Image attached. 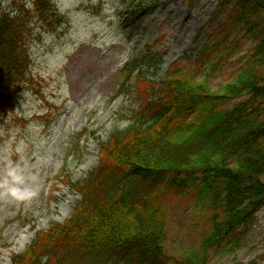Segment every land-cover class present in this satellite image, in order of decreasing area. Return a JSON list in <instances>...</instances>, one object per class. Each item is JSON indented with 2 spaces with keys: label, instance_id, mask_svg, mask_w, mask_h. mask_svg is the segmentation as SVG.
<instances>
[{
  "label": "trees",
  "instance_id": "obj_1",
  "mask_svg": "<svg viewBox=\"0 0 264 264\" xmlns=\"http://www.w3.org/2000/svg\"><path fill=\"white\" fill-rule=\"evenodd\" d=\"M219 2L225 20L197 57L202 82L178 65L151 81L142 66L158 71L161 61L134 60L128 69L151 100L102 143L96 171L69 180L82 195L73 219L39 232L12 264H171V196L193 200L202 215L199 251L176 264H209L243 248L264 208V0ZM55 8L54 0H32V8L14 0L16 14L1 17L0 119L29 78L32 45L62 22Z\"/></svg>",
  "mask_w": 264,
  "mask_h": 264
},
{
  "label": "rangeland",
  "instance_id": "obj_2",
  "mask_svg": "<svg viewBox=\"0 0 264 264\" xmlns=\"http://www.w3.org/2000/svg\"><path fill=\"white\" fill-rule=\"evenodd\" d=\"M12 1L0 0V14ZM56 2L65 20L32 46L33 81L0 121V264H11V254L25 252L36 232L71 219L80 197L62 184L63 172L75 181L84 179L98 164L100 142L141 109V84L122 85L124 64L158 53L163 57L158 71L144 66L151 81H161L179 63L202 82L198 52L210 35L208 24L214 20L220 26L224 17H218L217 0L194 6L169 0L138 27L128 23L124 29L128 11L122 0ZM249 48L245 44L239 55ZM84 130V146L74 148L71 141ZM195 210L189 200L176 197L168 203L167 250L180 261L199 251L202 215ZM258 218L243 248L209 264H264V209Z\"/></svg>",
  "mask_w": 264,
  "mask_h": 264
},
{
  "label": "clouds",
  "instance_id": "obj_3",
  "mask_svg": "<svg viewBox=\"0 0 264 264\" xmlns=\"http://www.w3.org/2000/svg\"><path fill=\"white\" fill-rule=\"evenodd\" d=\"M31 5H29V7H30ZM124 123H127V122H124Z\"/></svg>",
  "mask_w": 264,
  "mask_h": 264
}]
</instances>
